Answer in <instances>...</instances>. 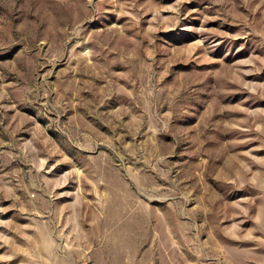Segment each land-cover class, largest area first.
<instances>
[{
  "label": "rangeland",
  "instance_id": "1",
  "mask_svg": "<svg viewBox=\"0 0 264 264\" xmlns=\"http://www.w3.org/2000/svg\"><path fill=\"white\" fill-rule=\"evenodd\" d=\"M0 264H264V0H0Z\"/></svg>",
  "mask_w": 264,
  "mask_h": 264
}]
</instances>
